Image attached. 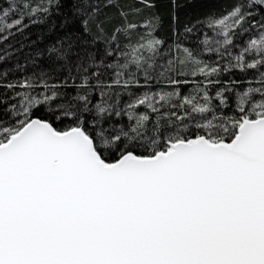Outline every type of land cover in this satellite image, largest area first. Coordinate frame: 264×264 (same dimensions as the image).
Returning <instances> with one entry per match:
<instances>
[{
	"label": "snow or ice",
	"instance_id": "obj_1",
	"mask_svg": "<svg viewBox=\"0 0 264 264\" xmlns=\"http://www.w3.org/2000/svg\"><path fill=\"white\" fill-rule=\"evenodd\" d=\"M195 3L0 0V264H264V0Z\"/></svg>",
	"mask_w": 264,
	"mask_h": 264
},
{
	"label": "trees",
	"instance_id": "obj_2",
	"mask_svg": "<svg viewBox=\"0 0 264 264\" xmlns=\"http://www.w3.org/2000/svg\"><path fill=\"white\" fill-rule=\"evenodd\" d=\"M224 3V0H196V3L194 7L186 9V15L185 13L181 14V21L183 22H188V20L196 19L197 17L204 16L210 12L213 11H220ZM158 7L155 9V11H158L163 17H164V25L160 29V36L162 38H167L169 37V21H168V0H157ZM114 11V10H111ZM59 19V18H57ZM117 23L119 21H116ZM47 26L46 25H32L29 29L26 30L24 36H16L15 40L10 41L13 43L14 47H19V44L16 43V41H19L20 43H23L25 45L32 44V42H36L35 44H32V48L35 47H43V44L48 43L47 39ZM41 35H45V39L43 43H41L37 38L40 37ZM24 37H27L25 39ZM0 47H3L0 45ZM31 49L25 48V52L29 51ZM24 53L20 54V58H23ZM15 58H13V61L10 62L14 63ZM10 64L8 66H10Z\"/></svg>",
	"mask_w": 264,
	"mask_h": 264
}]
</instances>
